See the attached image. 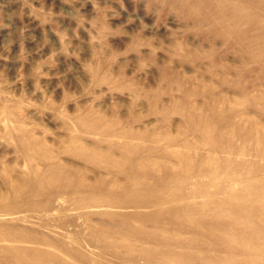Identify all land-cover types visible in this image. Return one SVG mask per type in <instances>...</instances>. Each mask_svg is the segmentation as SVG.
<instances>
[{"label": "rangeland", "instance_id": "rangeland-1", "mask_svg": "<svg viewBox=\"0 0 264 264\" xmlns=\"http://www.w3.org/2000/svg\"><path fill=\"white\" fill-rule=\"evenodd\" d=\"M0 264H264V0H0Z\"/></svg>", "mask_w": 264, "mask_h": 264}]
</instances>
